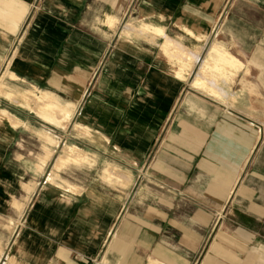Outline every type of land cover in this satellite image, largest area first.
Listing matches in <instances>:
<instances>
[{
    "label": "crops",
    "instance_id": "obj_1",
    "mask_svg": "<svg viewBox=\"0 0 264 264\" xmlns=\"http://www.w3.org/2000/svg\"><path fill=\"white\" fill-rule=\"evenodd\" d=\"M0 264H264V0H0Z\"/></svg>",
    "mask_w": 264,
    "mask_h": 264
},
{
    "label": "rangeland",
    "instance_id": "obj_2",
    "mask_svg": "<svg viewBox=\"0 0 264 264\" xmlns=\"http://www.w3.org/2000/svg\"><path fill=\"white\" fill-rule=\"evenodd\" d=\"M221 216H223V214ZM221 216L218 215L217 219L214 220V222L212 223V227L210 229L208 239L206 240V242L204 244V247H202V249H201L200 253L198 254V256L195 257L196 260L200 261V259L202 258V255H204V253L206 252L208 244L212 241L214 233L216 232V230L218 229V227L220 225Z\"/></svg>",
    "mask_w": 264,
    "mask_h": 264
}]
</instances>
